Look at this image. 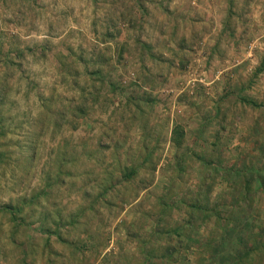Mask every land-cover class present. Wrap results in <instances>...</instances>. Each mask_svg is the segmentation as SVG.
<instances>
[{
	"label": "rangeland",
	"instance_id": "374dc122",
	"mask_svg": "<svg viewBox=\"0 0 264 264\" xmlns=\"http://www.w3.org/2000/svg\"><path fill=\"white\" fill-rule=\"evenodd\" d=\"M0 264H264V0H0Z\"/></svg>",
	"mask_w": 264,
	"mask_h": 264
}]
</instances>
